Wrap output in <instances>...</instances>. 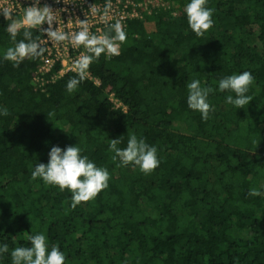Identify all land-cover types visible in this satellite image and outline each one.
Instances as JSON below:
<instances>
[{"label": "trees", "instance_id": "trees-1", "mask_svg": "<svg viewBox=\"0 0 264 264\" xmlns=\"http://www.w3.org/2000/svg\"><path fill=\"white\" fill-rule=\"evenodd\" d=\"M139 1L119 55L102 53L87 70L99 85L85 76L69 94V72L41 90L39 57L18 67L0 59V105L9 109L0 117V243L9 245L0 264L36 232L64 264H264V196L248 195L264 185V0H208L213 23L200 36L188 27V0ZM13 23L0 16V57L14 46ZM243 71L253 76L244 108L227 104V91L210 94L206 121L188 108L193 78L215 88ZM131 134L158 149L150 174L111 159L110 139L123 148ZM75 144L110 178L73 207L67 189L31 171L52 145Z\"/></svg>", "mask_w": 264, "mask_h": 264}, {"label": "clouds", "instance_id": "clouds-1", "mask_svg": "<svg viewBox=\"0 0 264 264\" xmlns=\"http://www.w3.org/2000/svg\"><path fill=\"white\" fill-rule=\"evenodd\" d=\"M207 2L208 0H188L184 5L188 27L197 36L202 35L213 23V9L206 6ZM33 5L24 10L26 28L22 33V39L17 40L18 29L15 25L8 27L9 38L14 42V46L8 47L0 59L11 61L13 67H18L26 57L33 59L40 57L45 52V48L38 39L33 38L32 29H42L41 26L46 23L48 27L44 28L43 32H46L48 41L69 40L73 46H82L87 52L74 62L76 75L69 78L66 83L69 94L73 93L85 79L86 71L95 59H98L102 53L107 56L119 55L118 42L123 43L127 38L119 20L107 24L106 32L102 36L90 34L87 24H82L79 30L69 36L66 32L57 30V27H52L56 19L49 6H38L39 0L38 5L37 0ZM110 7V0H106L103 9L105 17ZM0 11L6 16L3 10ZM100 11L99 8H92L93 13ZM252 81L253 76L249 71L223 76L218 80L215 88L193 78L186 85L187 106L192 111L199 112L201 119L206 121L213 107L209 101L210 94L227 91L230 94L225 97V102L235 109L244 108L253 98L248 94ZM7 115L9 109L0 105V117ZM120 143V137L111 138L108 146L112 153L111 159L118 162V166L133 165L145 175L159 166L157 147L147 143L143 137L131 134L125 147H118ZM31 177L41 179L45 185L56 186L60 191L67 189L71 193L72 206L75 207L82 201L94 199L102 189L106 188L110 173L106 167L98 166L87 155H83L82 149L77 144L66 145L63 149L59 145H52L48 151L47 162L36 163L31 171ZM248 195L264 196V185L250 188ZM28 241L27 247L19 246L11 250V264H64L65 254L58 246H50L43 232L29 235ZM5 253H9V245L6 242L0 243V257Z\"/></svg>", "mask_w": 264, "mask_h": 264}, {"label": "built area", "instance_id": "built-area-1", "mask_svg": "<svg viewBox=\"0 0 264 264\" xmlns=\"http://www.w3.org/2000/svg\"><path fill=\"white\" fill-rule=\"evenodd\" d=\"M111 7L108 9L107 16H104L105 1L93 0H37L38 6H49L53 10L56 21L52 27L66 32L69 36L79 30L82 24H87L90 34L102 36L106 32V25L119 20L125 29L128 19L140 17L142 2L139 0H110ZM35 0H0V10H3L6 16L0 11V16L14 20L12 25L17 28L26 27L24 22V10L27 7L34 6ZM92 8H99V13H93ZM45 23L39 29V41L45 48V52L39 57L37 68L34 71L33 80L40 84L41 90L44 84L54 81L65 73L76 72L74 62L76 59L87 54L82 46L76 47L69 40L63 42L48 41L44 28ZM119 48V42H118ZM94 84L99 85L97 77L92 76L88 71L85 74ZM109 99L115 107H122L124 104L118 100L113 93H109Z\"/></svg>", "mask_w": 264, "mask_h": 264}]
</instances>
